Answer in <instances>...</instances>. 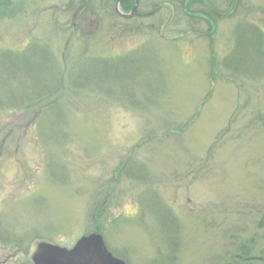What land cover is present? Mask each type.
Listing matches in <instances>:
<instances>
[{
  "label": "rangeland",
  "instance_id": "374dc122",
  "mask_svg": "<svg viewBox=\"0 0 264 264\" xmlns=\"http://www.w3.org/2000/svg\"><path fill=\"white\" fill-rule=\"evenodd\" d=\"M182 2L0 0V264H264V0Z\"/></svg>",
  "mask_w": 264,
  "mask_h": 264
},
{
  "label": "water",
  "instance_id": "95a60500",
  "mask_svg": "<svg viewBox=\"0 0 264 264\" xmlns=\"http://www.w3.org/2000/svg\"><path fill=\"white\" fill-rule=\"evenodd\" d=\"M121 3L122 0L116 1V13L125 20L133 19L140 0H135L130 14L121 11ZM32 262L33 264H127L113 256L106 246L103 235L99 233L82 237L71 249L45 242L39 243L36 252L32 255Z\"/></svg>",
  "mask_w": 264,
  "mask_h": 264
},
{
  "label": "trees",
  "instance_id": "16d2710c",
  "mask_svg": "<svg viewBox=\"0 0 264 264\" xmlns=\"http://www.w3.org/2000/svg\"><path fill=\"white\" fill-rule=\"evenodd\" d=\"M89 0H87L86 2L84 1V3H87ZM187 0H183V2H182V8H183V4L186 2ZM193 1V3H196L198 0H192ZM199 1H203V2H205V1H209V0H199ZM115 2H116V0H115ZM134 3H135V0H123L122 1V3H121V9H122V11L125 13V14H129L130 12H131V10H132V8H133V6H134ZM136 16H138V13H136V15H135V17ZM126 21V20H125ZM128 22V21H127ZM253 24H251V25H247V27H249V28H252V29H255V28H253L254 27V25L252 26ZM256 30V29H255ZM257 31V30H256ZM259 31V30H258ZM35 44V43H34ZM44 51H46V50H42L40 53H41V57H43L44 58V61L45 62H47L48 63V65L50 64V62H51V56H50V54L48 55V53H46V52H44ZM39 51H37V50H35L34 51V54H37ZM264 57V56H263ZM56 79H57V81L58 80H60L59 79V75H58V73H57V75L55 76V81H56ZM50 100H52V98L50 99ZM49 103V104H48ZM55 104V102L54 101H51V103L50 102H48V99L47 100H44V101H41L40 103H39V106L42 108V109H44L45 110V112L48 110V109H45V107H48V106H53ZM42 114V113H41ZM46 114V113H45ZM47 115V114H46ZM98 232H100V231H98ZM0 239H1V237H0ZM14 244H16V243H14ZM8 245H11V246H13L14 248H17V247H19V246H21L22 244H20V245H18V243H17V245H13V244H11V243H9L8 242ZM239 257H242V256H239ZM246 257H248V256H246ZM243 258V257H242ZM245 258V257H244ZM243 258V259H244ZM249 260H251V259H253V258H248ZM30 264H32V262H30Z\"/></svg>",
  "mask_w": 264,
  "mask_h": 264
}]
</instances>
